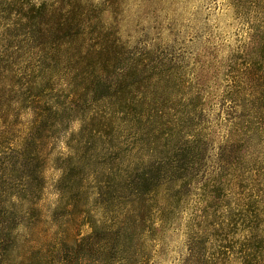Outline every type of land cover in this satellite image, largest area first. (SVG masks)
I'll use <instances>...</instances> for the list:
<instances>
[{
	"label": "rangeland",
	"instance_id": "1",
	"mask_svg": "<svg viewBox=\"0 0 264 264\" xmlns=\"http://www.w3.org/2000/svg\"><path fill=\"white\" fill-rule=\"evenodd\" d=\"M263 112L264 0H0V264H264Z\"/></svg>",
	"mask_w": 264,
	"mask_h": 264
},
{
	"label": "trees",
	"instance_id": "2",
	"mask_svg": "<svg viewBox=\"0 0 264 264\" xmlns=\"http://www.w3.org/2000/svg\"><path fill=\"white\" fill-rule=\"evenodd\" d=\"M264 113V112H263ZM14 219H18L19 221L21 220L22 224L27 226L29 225V222L32 220V219H19V218H9V224L12 225V222L14 221ZM12 228V227H11ZM93 238V237H92ZM12 239V242L14 244V241H13V237L11 238ZM11 244V242H9ZM45 264H54V260H51V261H47Z\"/></svg>",
	"mask_w": 264,
	"mask_h": 264
}]
</instances>
